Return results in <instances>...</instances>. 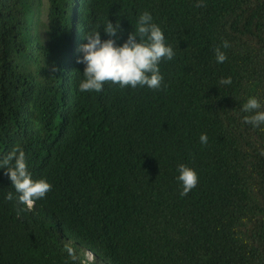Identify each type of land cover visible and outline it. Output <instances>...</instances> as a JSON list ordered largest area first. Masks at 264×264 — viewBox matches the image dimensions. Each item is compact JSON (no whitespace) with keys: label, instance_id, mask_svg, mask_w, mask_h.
<instances>
[{"label":"trees","instance_id":"obj_1","mask_svg":"<svg viewBox=\"0 0 264 264\" xmlns=\"http://www.w3.org/2000/svg\"><path fill=\"white\" fill-rule=\"evenodd\" d=\"M197 2L0 0V159L22 149L53 186L29 211L0 169V264H264V126L241 111L264 105V0ZM143 12L175 51L167 87L80 92L83 35L119 20L122 44Z\"/></svg>","mask_w":264,"mask_h":264},{"label":"clouds","instance_id":"obj_2","mask_svg":"<svg viewBox=\"0 0 264 264\" xmlns=\"http://www.w3.org/2000/svg\"><path fill=\"white\" fill-rule=\"evenodd\" d=\"M195 6L205 7L206 5L204 0H198ZM102 29L108 39L101 38L100 30H92L83 35L86 43L79 48L82 58L76 61L84 65L83 79L79 83L80 92L99 93L105 84L118 85L121 89L146 86L153 91H160L167 87L159 66L163 61L173 60L175 51L165 43L163 31L153 22L149 12L139 15L135 30L128 34L126 41L122 44L118 43L123 31L119 20L115 24L108 20ZM229 47V42L223 41L221 46L214 49L218 64H223L227 60L226 53L221 49ZM218 83L231 85L232 78L231 76L221 78ZM241 111L247 114L243 117L244 123L251 125L254 129L264 126V105L256 97H249ZM200 143L207 145L206 134H201ZM260 155L264 156V150H261ZM0 169L5 170V175L11 181L17 194L15 197L17 204L25 206L29 211L35 207L37 201L46 198L52 190L53 186L45 179H32L25 152L20 148H14L0 159ZM177 171L179 173L177 180L182 188L180 195L187 196L196 188L198 175L194 169L184 164H180ZM6 199L12 201L13 193L9 192ZM65 251L73 261L78 259L73 247L66 245ZM93 258L91 254L88 255L89 261Z\"/></svg>","mask_w":264,"mask_h":264},{"label":"bare ground","instance_id":"obj_3","mask_svg":"<svg viewBox=\"0 0 264 264\" xmlns=\"http://www.w3.org/2000/svg\"><path fill=\"white\" fill-rule=\"evenodd\" d=\"M88 255V254H87Z\"/></svg>","mask_w":264,"mask_h":264}]
</instances>
